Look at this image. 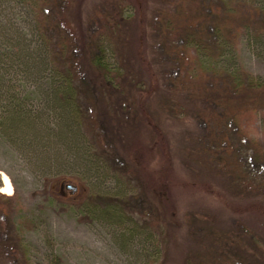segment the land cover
I'll return each instance as SVG.
<instances>
[{"label":"rangeland","instance_id":"rangeland-1","mask_svg":"<svg viewBox=\"0 0 264 264\" xmlns=\"http://www.w3.org/2000/svg\"><path fill=\"white\" fill-rule=\"evenodd\" d=\"M31 5L113 179L66 154L55 113L42 139L50 76L19 84L33 105L0 114V264H264V0H0L1 22L31 35ZM122 189L127 226L99 215Z\"/></svg>","mask_w":264,"mask_h":264},{"label":"trees","instance_id":"trees-1","mask_svg":"<svg viewBox=\"0 0 264 264\" xmlns=\"http://www.w3.org/2000/svg\"><path fill=\"white\" fill-rule=\"evenodd\" d=\"M17 4H19V1ZM28 9L31 15L29 16L31 18V35L29 33L26 34L19 27L14 28L13 24L1 22L2 20L0 19V37H3L0 39V101H3V103H0V114L4 118L17 120L18 115L27 112L29 107L33 105H28L24 98V93L17 86L21 83L31 85L32 82H36L39 78L42 79L46 78L45 76H50L51 83L48 93L51 95L50 97H53L54 110L49 111V115L45 113V117H48V120L46 121L44 117L40 123L42 139H47V137L53 138L57 135V132L53 128L54 122L50 119V117L53 118V114L55 113L59 118L58 121L63 126L64 134L62 135L64 143L69 146L66 154L76 155L78 161L80 160L83 165L89 166L90 173L92 172L97 175L95 179H103L102 182L106 183L112 180L113 176L103 173L105 165L101 164L99 157L93 155V146L90 140H88L87 133L83 134L82 132L86 119L82 107L83 104L79 101L78 92L73 82V73L71 71L59 70L54 65V61L48 59L49 53L46 47L51 48L52 42L48 41L51 38L49 37V33L46 35L45 29L42 30L43 21L40 18H35V12L38 11L32 5ZM51 16L52 13L50 12L48 18ZM12 28L14 30H11ZM64 30H66L65 27ZM10 32L15 34H10ZM98 53L100 59L97 62L108 65L107 49L101 46ZM35 109L37 110L38 107L35 106ZM18 125L19 123H17ZM52 128L56 133L52 131ZM33 130L34 128L30 129L28 133L30 134ZM27 139H29L28 135ZM261 152L264 153V149ZM98 193L113 198L111 200V203H113L119 196L125 195L126 190ZM119 207L121 205L117 201V204H111L103 213L96 207L84 209V211H89L90 213L101 211L100 214L98 213L99 215H106V219L118 225L127 226L132 224V221L126 217L125 211L120 210Z\"/></svg>","mask_w":264,"mask_h":264},{"label":"bare ground","instance_id":"bare-ground-1","mask_svg":"<svg viewBox=\"0 0 264 264\" xmlns=\"http://www.w3.org/2000/svg\"><path fill=\"white\" fill-rule=\"evenodd\" d=\"M2 182H3V185L1 187V192L5 194L6 196H11L13 193V188H12L9 178L6 175L2 176Z\"/></svg>","mask_w":264,"mask_h":264},{"label":"water","instance_id":"water-1","mask_svg":"<svg viewBox=\"0 0 264 264\" xmlns=\"http://www.w3.org/2000/svg\"><path fill=\"white\" fill-rule=\"evenodd\" d=\"M68 188H71L73 191H76V187H72V186H67ZM66 187V188H67Z\"/></svg>","mask_w":264,"mask_h":264}]
</instances>
